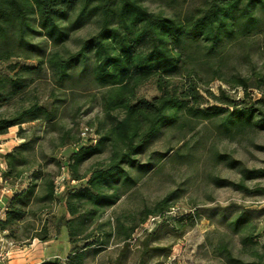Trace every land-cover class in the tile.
<instances>
[{
    "label": "trees",
    "instance_id": "1",
    "mask_svg": "<svg viewBox=\"0 0 264 264\" xmlns=\"http://www.w3.org/2000/svg\"><path fill=\"white\" fill-rule=\"evenodd\" d=\"M161 1L167 11L151 12L141 0H0V109L12 107L15 99L23 101L29 84L41 78L29 76L43 69L58 89L76 83L107 88L100 108L108 126L95 141L80 135L66 139L64 133L60 146L73 148L64 162L44 155V163L29 161L32 141L25 139L0 154L2 182L10 188L24 184L0 220L3 239L23 246L66 231L68 253L40 264H87L114 238L123 243L118 260L125 257L135 230L148 216L171 207L170 195L145 209L135 223L116 221L112 226L100 220L138 178L168 156L169 150L152 149L164 132L208 123L230 142L264 133V0H182L178 7L176 0ZM88 24H94L96 32L81 39L76 50L64 49L70 34ZM36 35L55 49L45 54L32 41ZM60 47L65 51L56 50ZM32 53L38 65L16 71L15 58ZM213 80L228 89L218 86L214 94L206 87ZM146 83L152 84L153 94L142 91ZM235 89L242 93L237 100L229 93ZM51 96L0 113V143L10 128L25 123L38 121L53 129L59 106ZM253 146L264 152V145ZM181 147L172 149L169 159L186 156ZM94 158L101 159L80 173ZM212 159L238 175L236 181L214 175V187L230 188L244 198L264 197V166L248 168L218 151ZM50 163L65 169L68 179L56 184L62 172L48 171ZM59 208L63 211L58 214ZM207 211V219L217 214L238 239V255L220 239L213 248L217 256L227 264H264L258 232L264 206L230 204ZM151 250L169 254L162 247Z\"/></svg>",
    "mask_w": 264,
    "mask_h": 264
},
{
    "label": "rangeland",
    "instance_id": "2",
    "mask_svg": "<svg viewBox=\"0 0 264 264\" xmlns=\"http://www.w3.org/2000/svg\"><path fill=\"white\" fill-rule=\"evenodd\" d=\"M141 3L151 12L163 11L166 7L161 0H141ZM183 3L182 0H176L173 4L178 7ZM95 32L94 24L85 25L70 34L64 49L76 50L81 39ZM32 41L37 43L45 54L55 49L43 36L36 35ZM64 49L56 48L60 52H64ZM28 55V58L25 56L15 58L16 71L23 65H38L37 55L34 53ZM39 59H43V56H39ZM29 77L41 78H35L29 84L27 92L22 96L23 101L15 99L12 107L6 110L1 108L0 113L13 111L34 100L43 101L52 95V99H55L59 106V115L53 129L38 121L10 128L1 138L0 154L10 152L25 139L32 141V150L27 153L29 161L44 163L41 159L44 155L64 162V158L73 150L70 145L60 146V137L64 133L67 132L66 139L80 135L84 140L95 141L98 134L103 132L102 129L108 126L100 108L101 97L107 88L76 83L69 85V88L58 89L51 82L49 78L51 76L45 69L41 70L38 76ZM218 86L228 89L219 80H213L206 87L216 94ZM142 91L148 95L153 94L152 84L146 83ZM229 93L236 100L242 95L239 89L229 90ZM254 96L257 97L258 94L254 92ZM186 142V146L181 147ZM253 144L264 145V133L248 134L230 142L221 139L208 123L197 124L193 130L185 129L179 132L172 129L164 132L154 142L152 149L163 152L169 150L168 156L151 172L138 178L136 185L127 191L113 207L107 209L100 221H108L112 226L116 225V221H120L123 225H128L130 220H134L135 223L145 209L152 208L157 201L168 195L171 197V207L161 215L148 216L145 222L135 230L127 243L124 258L118 260L123 243L114 238L110 240L105 251L94 257L90 256L87 264H116L118 261L121 264H227L223 258L213 252V248L221 239L228 243L233 255L236 256L239 248L238 239L219 220L217 214L212 219H207L206 215L210 213L207 210L225 208L230 204L264 206V197L244 198L230 188L214 187L210 183L212 176L236 181L238 175L223 165L215 164L212 155L214 151L224 152L240 160L248 168L264 166V152L254 148ZM180 147L181 155H187L179 159H169L172 149ZM101 158L85 162L80 167V173ZM0 161L4 165L1 158ZM47 170L52 173L62 172L57 177L56 184L63 179H68L66 170H59L53 163L47 165ZM62 211L63 208H59L57 213ZM258 232L261 234L260 242L264 243V217L259 220ZM145 245L149 250H146ZM153 247H162L169 254L162 256L154 253L151 250ZM51 250L61 258L68 253L69 244L65 229L58 234L48 252Z\"/></svg>",
    "mask_w": 264,
    "mask_h": 264
},
{
    "label": "crops",
    "instance_id": "3",
    "mask_svg": "<svg viewBox=\"0 0 264 264\" xmlns=\"http://www.w3.org/2000/svg\"><path fill=\"white\" fill-rule=\"evenodd\" d=\"M3 169L4 165H2L0 161V170L2 171ZM23 188L24 184L16 185L15 187L10 188L2 182L0 177V220L4 219L8 202L13 194L19 192ZM0 239H3V233H0ZM55 239L56 238H53L47 242H40L34 239L27 245H14L10 250V258L7 264H40L45 260L53 258L61 259L60 256L54 254V251L51 250L48 252V249L53 244Z\"/></svg>",
    "mask_w": 264,
    "mask_h": 264
},
{
    "label": "built area",
    "instance_id": "4",
    "mask_svg": "<svg viewBox=\"0 0 264 264\" xmlns=\"http://www.w3.org/2000/svg\"><path fill=\"white\" fill-rule=\"evenodd\" d=\"M14 245L4 239H0V264H7L10 250Z\"/></svg>",
    "mask_w": 264,
    "mask_h": 264
}]
</instances>
